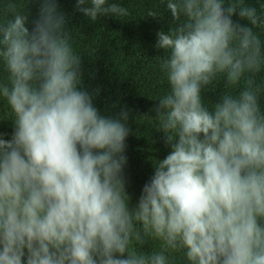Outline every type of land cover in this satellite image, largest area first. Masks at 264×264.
Wrapping results in <instances>:
<instances>
[{"label":"clouds","instance_id":"1","mask_svg":"<svg viewBox=\"0 0 264 264\" xmlns=\"http://www.w3.org/2000/svg\"><path fill=\"white\" fill-rule=\"evenodd\" d=\"M35 2L36 18L9 0L0 19L13 116L11 138L0 134V264H264V6L165 0L172 22L155 47L169 87L145 118L170 151L131 206L129 113L101 114L65 14ZM76 9L92 22L129 15L109 0ZM219 79L226 91L206 104Z\"/></svg>","mask_w":264,"mask_h":264},{"label":"trees","instance_id":"2","mask_svg":"<svg viewBox=\"0 0 264 264\" xmlns=\"http://www.w3.org/2000/svg\"><path fill=\"white\" fill-rule=\"evenodd\" d=\"M9 0H0V19L3 8ZM19 10L31 13L30 20L39 15L35 0H12ZM59 9L65 14L70 41L82 59V87L93 95L94 105L102 115L118 116L127 110V124L131 134L126 140L127 165L124 169L126 191L134 206L146 183L154 174L151 162L164 159L170 151L159 132L155 120L145 118L155 116L154 108L158 97L168 91V82L160 70L156 57L163 55L162 49L155 47L157 33L168 31L172 22L167 12L165 0H109L128 9L126 17L104 16L92 22L77 11V0H56ZM258 9L264 0H246ZM149 11L157 12V17L148 16ZM241 24L238 16L233 17ZM31 26V25H29ZM4 75L0 70V77ZM258 81L264 82V72L258 74ZM242 86V85H241ZM215 92L203 93L206 104L218 101L226 91L224 82L219 79L214 84ZM264 107V95L260 98ZM13 116L7 102L0 98V134L10 139L13 132ZM145 252L151 251L145 245ZM177 264H182L177 256Z\"/></svg>","mask_w":264,"mask_h":264}]
</instances>
